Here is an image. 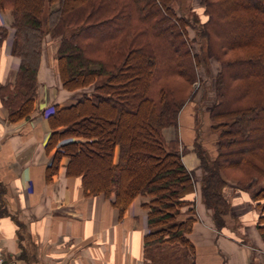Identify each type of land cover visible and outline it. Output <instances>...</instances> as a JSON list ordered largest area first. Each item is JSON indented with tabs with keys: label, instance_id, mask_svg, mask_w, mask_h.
<instances>
[{
	"label": "trees",
	"instance_id": "16d2710c",
	"mask_svg": "<svg viewBox=\"0 0 264 264\" xmlns=\"http://www.w3.org/2000/svg\"><path fill=\"white\" fill-rule=\"evenodd\" d=\"M171 1L0 0V8L10 12L13 53L19 58L13 81L0 85L7 120L32 116L42 45L49 35L56 42L62 87L83 90L73 103L43 111L50 128L45 177L63 165L66 175L80 176L85 195L110 197L120 212L136 196H148L142 203L143 264H194L187 235L196 219L194 200L184 197L195 182L194 170L183 162L188 150L198 158L200 196L216 227L225 224L230 210L225 176L238 173L236 184L254 189L255 226L264 241V72L259 70L264 66V1L201 0L205 22L178 16ZM187 26L196 29L191 40ZM6 33L1 27L0 41ZM201 39L219 62L208 108L209 129L216 134L213 156L197 137L181 149L178 145V112L201 64L200 49L194 52L190 42L201 48ZM90 85L92 90H86ZM110 112L116 114L115 127L103 133L100 122ZM137 114L142 120L130 133L120 117ZM233 148H239L236 158H231ZM101 156L108 172L94 179L83 160ZM183 207L187 214L180 218Z\"/></svg>",
	"mask_w": 264,
	"mask_h": 264
},
{
	"label": "crops",
	"instance_id": "0c3cea01",
	"mask_svg": "<svg viewBox=\"0 0 264 264\" xmlns=\"http://www.w3.org/2000/svg\"><path fill=\"white\" fill-rule=\"evenodd\" d=\"M10 22L9 9L0 8V28L7 30L0 41V85L13 81L19 62L13 53ZM54 53L55 44L44 39L35 109L29 119L8 121L0 101V252L4 263L143 264L142 203L147 197L136 196L120 212L110 197L85 195L80 176L66 175L63 165L50 179L45 177L50 157L44 142L50 128L43 111L55 103H73L83 90L62 87ZM199 178L195 189L184 196L195 203L196 219L188 232L194 264H264V241L255 227L258 210L249 203V196L227 192L232 198L230 210L218 228L201 200ZM186 214L183 211L179 217ZM230 217L233 222L228 224Z\"/></svg>",
	"mask_w": 264,
	"mask_h": 264
},
{
	"label": "rangeland",
	"instance_id": "374dc122",
	"mask_svg": "<svg viewBox=\"0 0 264 264\" xmlns=\"http://www.w3.org/2000/svg\"><path fill=\"white\" fill-rule=\"evenodd\" d=\"M251 1L255 2L258 0H251ZM171 5L176 11V14L178 16L182 15L183 17H187L189 19L190 18L192 19L193 17L199 22H205L208 19V14L205 12V5L203 4V2H201V0H172ZM212 28H214V25L212 26ZM225 30L232 37L231 33L233 32H230L228 28ZM195 31H196L195 27L187 26L188 39L191 40L193 36H195ZM44 39L45 41L49 40V42L53 46L54 44H56V42L49 35H46ZM201 41H202L201 45H204L201 48H199V45L196 41L190 42L191 48L194 52L200 49L199 57L201 60V64L198 65L196 68L197 79L192 85V89L190 90L191 93L189 97L186 98L184 104L181 106L178 112V116H177V131H178L177 134L179 136L178 145H179V148L181 149L184 145V141L189 142V144H191L192 141H194L195 138L197 137L198 140L196 141L203 144V146L207 149L208 153L211 156H213L215 154L216 134L209 129L210 122H209V117H208V108L210 104L213 102L214 97H215L214 79H215L217 71L219 70V62L214 57L207 54V51L205 50V44L203 43L202 39ZM259 70L264 72V66H261ZM85 89L91 91L92 85L87 86ZM102 118L103 120L101 119L99 120H101L100 123H102L101 128L104 130L103 133H108V132L111 133V131H113V128L115 127L114 125L116 123V118H117L115 112L105 113ZM88 119L92 120V116H90V118ZM141 120L142 118L138 114L136 116L124 115L122 118L120 117L119 122L121 125L128 126V128L127 127L126 128L128 129L130 133H132V131L135 130L136 125L139 124ZM170 131H168L169 132L167 134L168 136H170ZM237 147L245 148L244 145H239ZM239 148L232 149L234 151V155L231 158H236V153H237L236 151ZM83 162L87 164L86 167L84 168H88L89 176L91 177L93 176L94 179H97L105 175L108 172V171L106 172V169H105L106 162H105L104 156L95 157L94 159H92V162L87 161V160H83ZM183 162L188 169L190 170L192 169L195 172L194 173L195 182L193 184L195 187L196 176L200 175L199 173L201 172L198 169V167H196L198 164V158L195 156V154L192 151L188 150L186 153L183 154ZM141 166H138L137 171H136L137 174L140 173ZM225 177H227L226 178L227 184L225 185L223 189V193L225 194V196L228 198L227 192L230 190H233L232 191L234 193L233 196H235L238 192L240 194L241 193L247 194L249 198L251 199V201L249 200L250 201L249 203L254 206V209L258 210V214H259V207L256 206V202L252 200V197H251V191L253 192L254 189L253 188L251 189L240 188L236 184V177H238V173L228 172ZM194 187H193V190L195 189ZM138 197H148V196L138 195ZM229 198H231V196ZM229 198L228 200L230 202ZM240 203L241 202H238L237 204L239 205ZM243 204H246V202ZM185 209L186 208L183 207L181 209V212L183 211L185 212ZM246 215L248 214H244V216ZM232 222H233L232 217L228 218V224ZM236 223H238V220L236 221ZM233 227L235 228V225ZM244 238L245 240H248L247 236L246 237L244 236Z\"/></svg>",
	"mask_w": 264,
	"mask_h": 264
},
{
	"label": "built area",
	"instance_id": "2783aa9c",
	"mask_svg": "<svg viewBox=\"0 0 264 264\" xmlns=\"http://www.w3.org/2000/svg\"><path fill=\"white\" fill-rule=\"evenodd\" d=\"M145 225V224H144ZM0 264H5L2 253L0 252Z\"/></svg>",
	"mask_w": 264,
	"mask_h": 264
}]
</instances>
